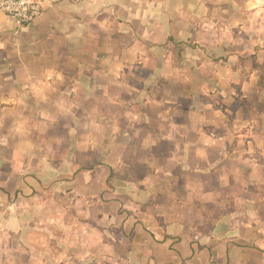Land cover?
Wrapping results in <instances>:
<instances>
[{
    "label": "crops",
    "instance_id": "obj_1",
    "mask_svg": "<svg viewBox=\"0 0 264 264\" xmlns=\"http://www.w3.org/2000/svg\"><path fill=\"white\" fill-rule=\"evenodd\" d=\"M0 11V264H264V0Z\"/></svg>",
    "mask_w": 264,
    "mask_h": 264
},
{
    "label": "built area",
    "instance_id": "obj_2",
    "mask_svg": "<svg viewBox=\"0 0 264 264\" xmlns=\"http://www.w3.org/2000/svg\"><path fill=\"white\" fill-rule=\"evenodd\" d=\"M0 11L11 18L18 27L25 28L40 17L43 4L36 0H0Z\"/></svg>",
    "mask_w": 264,
    "mask_h": 264
}]
</instances>
